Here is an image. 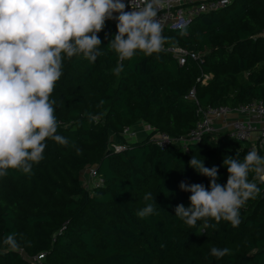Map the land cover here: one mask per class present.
<instances>
[{
  "label": "trees",
  "instance_id": "1",
  "mask_svg": "<svg viewBox=\"0 0 264 264\" xmlns=\"http://www.w3.org/2000/svg\"><path fill=\"white\" fill-rule=\"evenodd\" d=\"M116 25L108 19L97 33L95 62L61 53L62 74L49 100L55 101L56 134L68 144L46 138L43 158L30 173L9 169L0 177V264H264V181L255 173L248 178L260 192L239 209L238 226L207 218L209 227L203 220L189 227L175 216L178 204L190 206L181 181L209 186L208 177L189 167L192 156L217 167L224 186L223 160L238 152L243 161V142L220 132L186 150L153 139L186 136L195 127L198 104L185 97L193 88L202 106L264 101V0H233L183 28L166 27L162 51L147 56L137 50L123 61L109 46ZM177 47L200 57L189 55L181 64ZM141 121L151 132L126 138L124 130ZM113 142L126 148L117 151ZM258 154L264 157V148ZM89 167H96L101 185L86 183ZM146 192L156 211L140 218ZM11 233L16 251L3 245ZM213 247L230 251L216 258Z\"/></svg>",
  "mask_w": 264,
  "mask_h": 264
},
{
  "label": "clouds",
  "instance_id": "2",
  "mask_svg": "<svg viewBox=\"0 0 264 264\" xmlns=\"http://www.w3.org/2000/svg\"><path fill=\"white\" fill-rule=\"evenodd\" d=\"M164 4L165 0H139L135 9L125 11L123 0H0V177L9 169L30 173L32 164L43 158L46 138L68 144L65 137L56 134L55 101L49 100L62 74L61 53L68 58L82 54L95 62L101 54L97 33L113 18L118 21L117 34L109 46L120 61L131 59L137 50L147 56L158 53L165 38L156 17ZM113 13L118 15L113 17ZM122 67L118 65L114 73L119 75ZM239 155L237 152L234 158L223 160L228 172L224 186L217 182V167L209 169L203 159L192 156L189 167L208 177L209 186L206 189L203 184L181 181L180 190L191 193L190 206L178 204L175 216L189 227L203 220L207 228V218L238 226L239 209L260 192L257 184L249 181V173L264 181V157L255 150L243 161ZM144 201L145 207L137 212L140 218L156 211V201L148 203L153 201L151 192L145 193ZM16 236L11 233L4 238L6 251L20 247ZM229 251L213 247L211 255L222 258Z\"/></svg>",
  "mask_w": 264,
  "mask_h": 264
},
{
  "label": "built area",
  "instance_id": "3",
  "mask_svg": "<svg viewBox=\"0 0 264 264\" xmlns=\"http://www.w3.org/2000/svg\"><path fill=\"white\" fill-rule=\"evenodd\" d=\"M233 0H165L164 7L158 9L156 19L160 22L162 29L168 27L171 29L183 28L190 24V20L205 12L219 10ZM126 4L125 11H131L136 8L139 0H123ZM118 13H113L116 17ZM118 23L113 18L111 19ZM180 63L183 64L186 58L191 55L194 59L200 57L198 52H189L187 49L177 47L173 49ZM186 99L194 100L198 104L199 121L195 127L186 136L175 137L167 133H158L153 139L161 146L165 147L171 144H179L186 150L192 142L200 141L207 134H216L226 132L229 137L243 142V147L250 151H259L264 148V101L253 100L248 103H242L237 107L229 106H202L197 99L196 90L193 88ZM151 126L148 129L151 130ZM124 136L131 140L135 138L136 131L133 126L124 130ZM115 150L120 151L126 148L123 142H113ZM86 183L91 186H99L103 179L99 178L96 167H89L85 175ZM41 257V256H40Z\"/></svg>",
  "mask_w": 264,
  "mask_h": 264
},
{
  "label": "rangeland",
  "instance_id": "4",
  "mask_svg": "<svg viewBox=\"0 0 264 264\" xmlns=\"http://www.w3.org/2000/svg\"><path fill=\"white\" fill-rule=\"evenodd\" d=\"M141 122H143V121H141ZM141 122L136 123V124L134 125V127H135V126L139 127L138 130H137V131H139V132H138V135H137V138H138V139H143V138H145V136H147V135L151 132V130H149V129L146 127L145 124H141ZM141 125H142V126H141ZM148 126H149V125H148ZM135 138H136V137H135ZM131 140H136V139L131 138Z\"/></svg>",
  "mask_w": 264,
  "mask_h": 264
},
{
  "label": "crops",
  "instance_id": "5",
  "mask_svg": "<svg viewBox=\"0 0 264 264\" xmlns=\"http://www.w3.org/2000/svg\"><path fill=\"white\" fill-rule=\"evenodd\" d=\"M138 123H139V122H138ZM141 124H145L146 127L148 128V125H149V124H146V123H144V122H141ZM141 126H142V125H141ZM138 128H139V127H137V126H135V127L133 126V130L136 131V134H135L136 138H134V139H136V140H138V138H137V135H138V132H139V131H137Z\"/></svg>",
  "mask_w": 264,
  "mask_h": 264
},
{
  "label": "water",
  "instance_id": "6",
  "mask_svg": "<svg viewBox=\"0 0 264 264\" xmlns=\"http://www.w3.org/2000/svg\"><path fill=\"white\" fill-rule=\"evenodd\" d=\"M193 20H194V19H191V20H190V24L192 23Z\"/></svg>",
  "mask_w": 264,
  "mask_h": 264
}]
</instances>
